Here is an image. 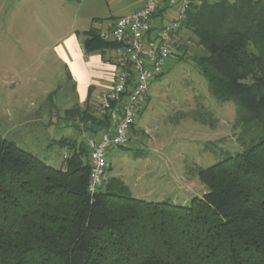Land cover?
Masks as SVG:
<instances>
[{
    "label": "trees",
    "instance_id": "obj_1",
    "mask_svg": "<svg viewBox=\"0 0 264 264\" xmlns=\"http://www.w3.org/2000/svg\"><path fill=\"white\" fill-rule=\"evenodd\" d=\"M184 29L212 94L238 108L243 150L201 168L203 196L176 205L108 177L90 193L83 141L59 140L71 153L58 168L0 132V264H264V0H191ZM84 34L85 53L118 46ZM64 113L91 134L111 124L91 93Z\"/></svg>",
    "mask_w": 264,
    "mask_h": 264
},
{
    "label": "rangeland",
    "instance_id": "obj_2",
    "mask_svg": "<svg viewBox=\"0 0 264 264\" xmlns=\"http://www.w3.org/2000/svg\"><path fill=\"white\" fill-rule=\"evenodd\" d=\"M182 32L165 72L150 84L128 143L109 152L107 171L108 178L123 183L125 195L176 205L203 196L201 168L244 148L235 102H220L212 94L192 59L202 49L188 30ZM54 42L46 41L40 53L21 46L13 34L0 35V132H10L8 138L18 146L60 168L64 152L71 150L57 140L69 137L87 145L90 135L85 123L65 117V110L81 99ZM4 96L10 97L14 119L5 114Z\"/></svg>",
    "mask_w": 264,
    "mask_h": 264
},
{
    "label": "crops",
    "instance_id": "obj_3",
    "mask_svg": "<svg viewBox=\"0 0 264 264\" xmlns=\"http://www.w3.org/2000/svg\"><path fill=\"white\" fill-rule=\"evenodd\" d=\"M143 5L144 0H0V35L3 31L9 36L13 34L21 46L41 50L40 53L45 50L46 41H56L54 49L66 67L68 78L75 84L77 98L81 99H77L78 104L84 105L91 93L93 110L100 115L96 99L113 85L119 74L116 47L85 53L84 33L92 30L103 37L112 32L119 17L134 13ZM8 7L11 10L6 13ZM177 16V8L163 0L151 20L149 37L157 38L162 27ZM179 29L172 33L175 40L184 34ZM9 98L4 96V110L7 117L14 119ZM105 129L88 132L90 137L99 139ZM7 133L2 134L8 138L10 132Z\"/></svg>",
    "mask_w": 264,
    "mask_h": 264
},
{
    "label": "built area",
    "instance_id": "obj_4",
    "mask_svg": "<svg viewBox=\"0 0 264 264\" xmlns=\"http://www.w3.org/2000/svg\"><path fill=\"white\" fill-rule=\"evenodd\" d=\"M178 10L177 18L162 27L157 38H150L151 20L163 0H144L142 8L119 17L105 40L118 43L116 47L119 74L112 86L96 99L100 116H109L111 124L99 139L87 141L91 164L88 186L90 193L98 191L107 181L108 154L124 146L130 139L131 127L143 111L151 82L164 72L167 58L173 54L177 31L187 17L191 0H166ZM70 151L64 152V158Z\"/></svg>",
    "mask_w": 264,
    "mask_h": 264
}]
</instances>
